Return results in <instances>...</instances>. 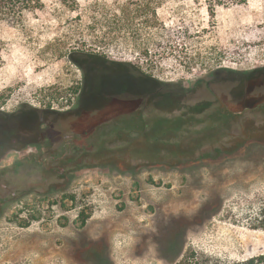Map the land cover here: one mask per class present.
<instances>
[{"label":"rangeland","instance_id":"374dc122","mask_svg":"<svg viewBox=\"0 0 264 264\" xmlns=\"http://www.w3.org/2000/svg\"><path fill=\"white\" fill-rule=\"evenodd\" d=\"M43 2L0 21V112L43 110L48 134L42 154L1 150L0 264L264 252V0L214 20L204 0ZM89 54L148 76L170 118L193 120L156 141L97 123L77 103Z\"/></svg>","mask_w":264,"mask_h":264},{"label":"flooded vegetation","instance_id":"af4514ba","mask_svg":"<svg viewBox=\"0 0 264 264\" xmlns=\"http://www.w3.org/2000/svg\"><path fill=\"white\" fill-rule=\"evenodd\" d=\"M91 60L85 58L82 65L83 78L78 96V106L98 113L99 124L118 126L127 130L132 140H160L173 139L176 134L178 117L170 118L167 104L162 101L167 91L159 89L151 79L131 69L116 67L119 64L108 62L105 58L89 54ZM97 60L99 63L95 64ZM106 77V79L104 78ZM130 85L138 87L130 90ZM121 84V86H117ZM120 89H115L114 87ZM176 108H179L177 105ZM43 110L20 106L12 113L0 112V146L5 151L6 146L17 147L20 150L31 147V155H39L46 151L43 147L47 139V122L39 117ZM8 116V120H6ZM171 119V120H170ZM169 120L171 132L162 133L158 126ZM172 121V122H171ZM32 132L31 135L28 133ZM6 170L0 166V172Z\"/></svg>","mask_w":264,"mask_h":264},{"label":"trees","instance_id":"16d2710c","mask_svg":"<svg viewBox=\"0 0 264 264\" xmlns=\"http://www.w3.org/2000/svg\"><path fill=\"white\" fill-rule=\"evenodd\" d=\"M204 2L208 9L210 17L212 18V20H214L217 7L219 6L230 7L233 5L245 4L248 2V0H204ZM43 7H44L43 0H0V21L10 22L12 24H22L25 21L28 14L43 9ZM256 71H259V69L254 70V72ZM162 101L172 102L170 91H167V95L162 98ZM198 111L200 112V110ZM232 116L235 117L236 115L233 113ZM5 119L8 120V116H6ZM177 120L178 121H175L177 123L176 129H182L185 125L190 124V121H192L193 118L186 117V113H185L181 115V117H178ZM168 123L169 120H164L158 126V129L162 133L171 132V124ZM223 124L226 125V123ZM3 148L4 147L0 146V149ZM151 149L152 147H149L150 151H155ZM173 263L174 264H264V252L253 254L249 257H245L239 260L224 261L214 256L206 255L203 253L201 254L196 250H191L189 253L184 255L183 258L179 261H177V258H174Z\"/></svg>","mask_w":264,"mask_h":264}]
</instances>
